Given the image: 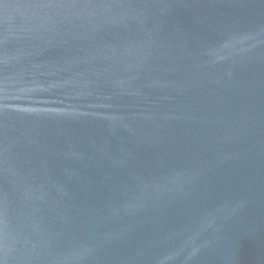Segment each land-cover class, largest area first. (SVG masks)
Listing matches in <instances>:
<instances>
[{
    "label": "water",
    "instance_id": "1",
    "mask_svg": "<svg viewBox=\"0 0 264 264\" xmlns=\"http://www.w3.org/2000/svg\"><path fill=\"white\" fill-rule=\"evenodd\" d=\"M0 264H264V0H0Z\"/></svg>",
    "mask_w": 264,
    "mask_h": 264
}]
</instances>
